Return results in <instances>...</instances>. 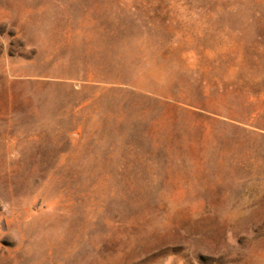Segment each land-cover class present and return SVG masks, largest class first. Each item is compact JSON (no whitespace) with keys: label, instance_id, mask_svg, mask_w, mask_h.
Returning <instances> with one entry per match:
<instances>
[{"label":"rangeland","instance_id":"1","mask_svg":"<svg viewBox=\"0 0 264 264\" xmlns=\"http://www.w3.org/2000/svg\"><path fill=\"white\" fill-rule=\"evenodd\" d=\"M0 264H264V0H0Z\"/></svg>","mask_w":264,"mask_h":264}]
</instances>
